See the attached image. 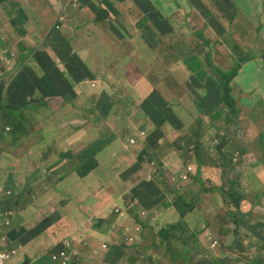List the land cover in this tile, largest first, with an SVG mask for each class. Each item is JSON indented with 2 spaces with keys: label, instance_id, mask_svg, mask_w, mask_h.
I'll return each instance as SVG.
<instances>
[{
  "label": "rangeland",
  "instance_id": "obj_1",
  "mask_svg": "<svg viewBox=\"0 0 264 264\" xmlns=\"http://www.w3.org/2000/svg\"><path fill=\"white\" fill-rule=\"evenodd\" d=\"M25 1L32 8L36 7L41 10L40 0ZM75 1L53 0L56 17L52 20L49 32L40 30L39 35L36 36L31 46L34 49V62L41 59L47 63L45 71L38 69L37 72L39 85L46 88L41 90L42 94L40 90L36 92V102L51 100V106L56 105L57 115L55 116V122L66 121L71 123L77 114L82 118L75 126L85 127L89 132L95 116L94 113L97 108L101 107L99 103H96L97 101L106 102L99 112L103 111L107 124H112L120 113L125 116L148 114L149 117L151 114V119H145L143 123L162 125L171 120L170 115L177 120L182 118L183 115L187 116L188 114L176 112L172 108V101L167 94L171 89V84L164 77L163 71L156 68L150 69L148 66L138 69L132 68L130 72H128L127 68H124L120 73L125 74L127 77L117 81L114 85L105 82L101 76H95V73L88 72L84 76L85 79H91L90 87H97L100 91H103V96H100V98L96 95L90 97L89 100H93L90 103H80L77 99L73 103L76 110L72 109L70 101L75 100L79 95L82 81L73 79L65 62L70 57L79 58V50L71 48L69 52L72 54L71 56L65 58L59 56L57 51L59 45L63 48L64 43L70 44L71 42H60L61 39H65L66 35L63 33V26L58 29L56 23L59 18L61 22H64V17L69 8L71 6L75 8L80 0H77L78 2ZM45 2L47 3L48 1L46 0ZM49 2L52 3L51 1ZM190 5L196 9V6H203L209 9L211 14L209 17L203 16L198 19L200 22L197 25L200 28L196 27L193 21L187 22L183 28L184 40L188 42L203 41L225 44L226 39L227 46L225 47L224 57L218 48L214 51L206 48L197 51L188 50L186 53L199 62L203 71L201 76H210V84L213 85L215 82H219L217 87L220 86L222 91L220 73L222 75L232 73L234 76L230 81L231 88L236 94L242 92V110H238L236 114L237 106L235 104H233V109L226 106L225 112L224 108L220 107L209 113L200 112L197 114L186 106V99L189 94H179V91H176L178 94L175 97L176 100L189 113L190 117L197 119V122L192 128L185 124L181 126V130L176 134V144L172 149V154L180 159V168L184 169H186L191 160L190 156L198 158L201 155V161L213 168V174L207 181L198 176L197 181H195V188L192 191H189L187 183L182 182L180 190L172 194V198L176 197L175 201L178 202V205L185 213L184 218L192 211H200L204 214L212 211L213 222L211 227L216 233L210 235L205 244L200 242L198 244V241L191 237L192 231L190 229L185 234L183 233L184 231L180 233V230L176 229L168 232L170 235L167 237L158 236L156 232L158 227L160 228L159 224L157 228H153V232L148 230L151 233L147 231L144 234L146 242H141L137 238L138 232L133 227V221L129 224V228L130 231L135 233L134 243L146 245L145 247H140L145 257H151L150 260L145 258V264H200L203 260L196 257L193 258L191 255V252L196 250V247H200L201 250L208 252L209 255L213 252L214 257H209V260L221 262L220 264H223L225 260L229 264H237L231 258L232 254L228 251L231 248L225 247L233 245L230 239H223L220 236L226 230L230 232L229 229H223L224 226H222L220 218L227 215L228 209L225 205H214L210 198V193L217 188H220L219 190H222V188L228 189L234 185V188L238 189L236 193L238 199L241 197L240 192H242V199L245 198L252 201L260 200L261 195L259 192L264 190V11L258 13L259 9L264 10V0H210L209 3L191 2ZM188 18L185 17V19ZM44 19V16L37 17V24L40 25ZM212 21L216 25L213 36L204 33ZM35 23L36 21H33V24ZM188 23L191 25V31L187 28L189 27ZM27 26H32V23L20 0H0V95L5 97L4 104H0V254L4 252L11 254V258L6 264H12L21 254L32 259L29 262H34L33 259L35 257L46 253L48 248L45 247V243L51 234L58 230L69 228L75 221L78 224L82 221L89 223L90 214H87L85 209L90 204L86 201L88 198L94 197L96 193L102 194L103 206L108 205L105 213L108 214L113 210V206L110 203L111 190L109 183L118 181L115 175L119 174L128 163L126 152L119 150L115 156H111V160L101 162L93 159L87 163H91L90 165H85L83 157L90 155L94 145L102 144L105 148L114 147L109 139L95 144L73 147L74 152L70 154L71 158H73L74 153H78L80 155L79 162L74 158L73 161L70 160L71 158H65L62 162L64 165L63 169L66 170L65 175L59 179L58 173H55L53 175L55 179H52L51 182L43 180V184H39L36 193L34 192L35 198L27 199L25 203L26 210H22L21 206L16 209L14 207L16 202L6 204L9 198L14 195V193L9 196L6 195L5 184L7 175L14 172L19 174L21 170L28 174V169H31L32 162L37 158L35 150L30 148L25 160L23 159L16 163L14 158H17V156H10L12 147L6 145V140L10 138L12 132H22L7 117L10 107H14L16 104H31L28 97L20 104L18 103L36 88L35 82L32 79L27 80L25 77L19 81L10 82L13 75L20 76L22 66L28 67L31 60L29 54L21 53V47L26 45L25 42L29 38ZM11 30H14L16 34H12ZM179 31L182 32L181 30ZM225 34H227V37ZM224 35L225 38H223ZM9 38L10 41H7ZM232 44L234 45L231 47ZM47 52L54 58L55 69L58 70L57 73L49 67ZM198 55H205L206 58H210L211 63L198 58ZM102 60L103 62L106 61L104 57H102ZM191 62L192 60L185 61L183 68L198 77V71L194 70ZM83 65L88 70V63L84 62ZM212 74L215 75V82H213ZM52 85L56 87V92L54 93L51 91ZM12 88H15L16 92L21 93V95L14 98L13 92H10ZM173 89L175 90V87ZM155 99L160 103H152ZM148 103L153 105L156 111H151V106ZM158 116L161 117L158 119ZM152 118H154V121ZM177 120H173V122ZM171 121L167 123L170 124ZM26 125L28 128H32L33 123L28 120ZM229 126L230 136L225 134V129ZM234 126L239 128L234 130ZM164 128L167 131L165 139H172L173 137L169 132L170 125L164 126ZM73 132L71 130L70 134ZM200 132L203 134L204 145L209 150L208 154L204 150L203 144L201 147H197L200 141L195 138V135ZM2 133H5V136L2 137ZM206 141L208 142L206 143ZM130 142L131 137H128L126 145L129 148L137 147ZM25 148L26 146L23 144L21 149L16 152V155L21 156ZM7 157L13 162L7 166L1 165ZM59 157L57 156L56 159L58 160ZM194 161L195 158L192 159V162ZM41 164L43 162H38L37 159L33 162L35 166ZM80 164H82L81 168L85 170L82 171L84 176L81 179H79V176L75 177L79 183H73L72 185L62 184L65 179L69 178V172L72 173L73 169ZM193 166L195 171H198V165L193 164ZM16 168H18V171L15 170ZM79 171L81 172V169ZM20 174L23 175L22 172ZM215 180L216 182H214ZM214 183L217 186H214ZM246 188L247 193L244 194L243 190ZM200 192H203L204 195L202 202L197 204L194 200V194L199 195ZM124 195L126 193H123ZM167 195L169 196L167 191H164L159 196V199ZM6 197L9 198L5 199ZM190 199L193 200V204L188 206L187 203ZM228 203L229 201H226V204ZM51 214H55L57 219L49 217ZM242 214L245 215L244 213L240 214V221H242ZM136 218L139 219L138 216ZM41 220L44 221L41 222ZM69 220L71 222L66 223ZM17 236L20 237V242L13 238ZM39 236L41 237L34 245L32 257L28 252V246ZM11 237L15 245L11 244ZM213 241L218 242V246L215 249H211ZM242 245L248 246L247 253L242 255V264H264V250L261 251L260 247L262 243H257L244 230H242ZM152 247L154 251L152 250L151 252ZM62 253H65L66 257H62ZM224 255H227L230 259L223 258L222 256ZM50 256L55 264L90 262L88 257L80 253L74 240L65 241L62 248L50 254ZM128 260L126 259L120 264H129ZM137 264L142 263L140 261Z\"/></svg>",
  "mask_w": 264,
  "mask_h": 264
},
{
  "label": "crops",
  "instance_id": "obj_2",
  "mask_svg": "<svg viewBox=\"0 0 264 264\" xmlns=\"http://www.w3.org/2000/svg\"><path fill=\"white\" fill-rule=\"evenodd\" d=\"M40 1L41 10L36 7L32 8L25 0H20L32 23V26H27L29 38L25 42L26 45L21 47V53L29 54L31 60L28 67L22 66L20 76L13 75L10 80V82H16L25 77L27 80L32 79L35 82L36 88L18 103L20 104L26 97H28V100L30 99L31 104L25 108L23 113L25 123L30 120L33 125L32 128H28L25 124L27 127H23L21 133L16 132L14 135H10V138L6 140V145L12 147L10 156H17V158H14L16 163L23 159L25 160V156L31 148L35 150L38 162H43L44 165L34 169L35 165H33V162L35 159L32 162L31 169H28V174L21 170L20 172L23 175L20 172L19 174L14 172V175L12 173L7 175L5 191L14 193L8 202H16L14 205L16 209L21 206L22 210H26L25 203L27 199L35 198L34 192L36 193L39 184H43V180L51 182L52 179H55L53 176L55 173H58L59 179L65 175L66 170L63 169L64 165L62 162L65 158H71L70 154L74 152L72 148L79 145L85 146L109 139L111 145L114 146L113 148H105L102 144L94 145L90 155L83 157L85 165L93 159L101 162L111 160V156H115L119 150L126 152L128 163L119 174L115 175L118 181L109 183L111 190L110 203L113 206V210L106 214L105 210L108 205L104 207L102 194L96 193L94 197L88 198L86 201L90 204L85 209L87 214H90L89 223L82 221L78 224L75 221L69 228L58 230L51 234L45 243V247L48 248L46 253L35 257L33 259L34 262H29L32 259L21 254L12 264H55L50 254L59 251L64 242L68 240H74L80 253L90 259L89 263L80 262L76 264H120L126 259H129V264H137L140 261L145 264V258L150 260L151 257H145L140 249L141 246L145 247V244L134 243L135 233L130 231L129 228V224L132 221L134 223L133 227L138 232L137 238L141 242H146L144 234L148 230L153 232V228H157L160 224V228L158 227L156 232L158 236L167 237L170 235L168 232L176 229L180 230V233L184 231L183 233L185 234L190 229L192 231L191 237L198 241V244L199 242L205 244L209 235L216 233L211 227L213 222L212 211L207 214L200 211H192L183 219L178 216L174 209L176 197L172 198V194L180 190V184L182 183L180 174L185 169L180 168L181 161L172 154V149L176 144V134L181 130V126L185 124L192 128L197 122V119L190 117L189 113L176 100L175 97L178 95L176 91H179V94H189L186 99V106L197 114L200 112L209 113L220 107H223L225 112L226 101L228 104L237 106L235 114L238 110H242V92L236 94L229 85L231 99L229 95L228 99H226L223 93H217L219 82L214 81L215 75L212 74L213 82H215L212 85L209 82L210 76H201L203 71L199 62L186 53L188 50L197 51L206 48L214 51L218 48L222 56H225L226 44L203 41L188 42L183 38V28L186 23L193 21L195 26L199 27L197 25L200 22L198 19L203 16L209 17L211 14L210 10L203 6H196L197 10L191 9L189 6L190 0H80L75 8L71 6L64 17V22H61L59 18L56 27L59 29L63 26V33L66 35L65 39H61L60 42H71L70 44L64 43L63 48L59 45L57 48L59 56L62 58L71 56L72 54L69 53L71 48L79 50V58L70 57L65 62L73 79L82 81L79 95L75 100L70 101L72 109L76 110L73 103L77 99L80 103H90L93 101L89 100L90 97L96 95L100 98V96H103V91H100L97 87H90L91 79H85L84 77L88 72L95 73V76H101L105 82L114 85L117 81L127 77L125 74L120 73L124 68H127L128 72H130L132 68L138 69L148 66L150 69L162 70L164 77L170 81L171 89L167 94L172 101V108L176 112L188 114L187 116L183 115L178 120L170 115L172 120H169L171 121L170 124L167 121V124L162 125L143 123L145 119H151V114L149 117L148 114L125 116L120 113L112 124H107L103 111L99 112L106 102L97 101L96 103H99L101 107L96 109L93 122L90 125V131L88 132L85 127L75 126L81 120V116L76 114L71 123L66 121L56 123V105L52 107L51 100L36 102V92L38 90L41 92V90L46 88L39 85L37 72L38 69L45 71L47 63L41 59L34 62V49L31 46L36 36L39 35L40 30L49 32L52 20L56 17L53 0H47V3L45 2L46 0ZM191 1L209 3L210 0ZM263 11V9H259L258 13ZM40 16H44L45 19L38 25L37 17L39 18ZM185 17L189 18L185 19ZM33 21H36V23L33 24ZM188 26V30L191 31L189 23ZM215 28L216 25L212 21L204 33L213 36ZM10 32L16 34L14 30ZM7 41H10V38ZM46 55L49 58L50 69L57 73L58 70L55 69L54 58L48 52ZM102 57L106 59L105 62H103ZM198 58L211 63L210 58H206L205 55H198ZM188 60H192L191 64L194 66V70L198 71V77L183 68V63ZM84 62L88 63V70L83 65ZM173 87H175V90ZM51 91L53 93L56 92L55 85L51 86ZM10 92H13L14 98L21 95V93L16 92L15 88H12ZM2 98L5 101V97L0 95V99ZM152 103L159 104L160 102L155 99ZM148 105L151 106V111H156L153 105L150 103ZM10 108L18 109L19 107ZM160 117L158 116L157 118L159 119ZM22 119L23 117L19 118V121H22ZM152 120L154 121V118ZM173 120L177 121L173 122ZM168 125H170L169 132L173 138L166 140L167 131L164 126ZM230 126L225 129V134L228 136H230ZM238 128L234 126V130ZM94 129L96 131L93 132ZM71 130L74 131L72 134H70ZM141 132L146 133L147 137L145 139L140 136ZM135 136H139L137 138V147L129 148L126 145V140L128 137ZM195 138L199 139L200 147L203 144L204 150L208 154L209 150L204 145L202 132L195 135ZM11 141H16V144L13 146ZM23 144L26 146L25 150L22 149L24 153L21 156L16 155V152L21 149ZM57 156H60L58 160L56 159ZM72 157L79 162L80 155L78 153H74ZM73 158L70 160L73 161ZM12 162L7 157L6 166ZM152 162L155 163L156 167H152ZM197 165L199 167L198 171H196L193 181L188 183L189 191L195 188V179L198 176L207 181L213 174V168L201 161V155L200 157L198 156ZM81 167L82 164L76 166L72 173L69 172V178L65 179L62 184L72 185L73 183H79L75 177L79 176V179H81L84 176L82 171L85 169ZM79 169H81V172ZM15 170L18 171V168ZM150 174H153V180L147 181L146 179ZM35 177L38 180H32ZM214 186L217 185L214 183ZM124 188L125 190L123 191ZM219 189L212 191L210 198L214 205H225L228 209L227 215L220 218L222 226H224L223 229L230 230V232L226 230L220 236L223 239H230L233 244L232 255L237 257V264H242V254L245 255L248 248V246L239 245V243H242V230L246 231L257 243L260 244L261 242V251L264 250V190L259 192L261 195L260 200L250 201L243 198L242 201L234 197V201L229 200V204H226L224 197L228 194L230 187L228 189ZM164 191H167L169 196L159 199V196ZM230 192L232 194V191ZM123 193H126V195L123 196ZM203 195V192H200L199 195L194 194V200L197 204L202 202ZM191 204H193L192 199L189 200L187 205L191 206ZM116 208H121L124 213L119 216L115 213ZM234 210L244 214L250 213L244 220V224L254 228L253 232L243 228L242 223H240L239 229L236 227L235 221L232 219ZM49 217L57 219L55 214H51ZM43 221L41 220V222ZM68 222L71 221H66V223ZM150 231L148 232L151 233ZM40 237L28 246V252L32 257L34 245ZM13 238L20 242L19 236ZM13 238L11 237V244L15 245ZM103 245L106 248H103ZM195 249L191 252V255L193 258L202 259L203 262H200V264L218 263L215 260H209V257H214L213 252L209 255L208 252L201 250L200 247ZM152 250L154 251L153 247L151 252ZM242 250L245 253H242Z\"/></svg>",
  "mask_w": 264,
  "mask_h": 264
},
{
  "label": "clouds",
  "instance_id": "obj_3",
  "mask_svg": "<svg viewBox=\"0 0 264 264\" xmlns=\"http://www.w3.org/2000/svg\"><path fill=\"white\" fill-rule=\"evenodd\" d=\"M75 2H78V1H75ZM80 2V1H79ZM79 2H78V4H79ZM191 2H194V1H189V6H190V8L191 9H196L195 7H193V6H191L190 5V3ZM197 10V9H196ZM233 55V54H232ZM222 89V88H221ZM217 93H223V89H222V91L220 90V86L219 87H217ZM224 94V93H223ZM0 104H2L3 102H4V100H2V99H0ZM4 104V103H3ZM26 105H29V104H27V103H24V104H22V105H17L19 108L18 109H10V111H15V112H17V122H16V125H15V127L18 129V130H21L22 131V128L23 127H25V119H24V110H25V106ZM16 106V105H15ZM14 106V107H15ZM16 106V107H17ZM226 106H228L229 108H232L233 109V104H228V105H225V107ZM21 108V109H20ZM20 109V110H19ZM235 115V114H234ZM21 117H23V119H22V121H19V118H21ZM16 132H12L10 135H14ZM3 136H5V133H2V137ZM143 139H145L147 136H146V133L145 132H141V135H140ZM137 138H139V136H135V137H131V144L132 145H137L138 144V140H137ZM197 147H200V144H199V146H197ZM195 158V161L194 162H192V159H194ZM6 159L7 158H5V162H2L1 163V165H6ZM190 161H189V164L187 165V167H186V169H185V171L184 172H182L181 174H180V181L181 182H185V183H191L192 181H193V178L195 177V175H196V171H195V169H194V166H193V164H195V165H197V163H198V158H196V157H194V156H190ZM151 165H152V167H156V165H155V163L154 162H152L151 163ZM192 168V171L189 173L188 172V169L189 168ZM37 169V168H36ZM184 177H187L188 178V180L186 179V180H184ZM147 181H151V180H153V174H150L148 177H147V179H146ZM195 181H197V179H195ZM240 186V185H239ZM246 190H247V188L245 189V190H243V192H244V194H246ZM230 191H232V194H231V192ZM237 191H238V189L237 188H234V185L233 186H231L230 187V190H229V192H228V194H226L225 195V201H229V200H231V201H234V197L235 198H237V196H236V193H237ZM13 193H10V192H8V193H6V195H12ZM240 196H242V193L240 192ZM239 200H242L243 201V199H241V197L239 198ZM176 203H178L177 201H175L174 202V205L176 204ZM229 204V203H228ZM236 209V208H235ZM238 209V208H237ZM115 213H117L119 216L120 215H122L123 213H124V211L121 209V208H116L115 209ZM242 212H240V211H237V210H234V213L232 214L233 216H235V218H236V220L237 221H240V214H241ZM250 215V213H246L245 215H243L242 214V220H243V218H244V216H249ZM179 216V215H178ZM180 217V216H179ZM246 217V218H247ZM245 218V219H246ZM240 222H242V221H240ZM240 222H238L239 224H240ZM241 225V224H240ZM210 236V235H209ZM241 246H242V243H239ZM86 246V245H85ZM218 246V242L217 241H213V243H212V245H211V249H215L216 247ZM225 247H227V248H231V250L233 249V245H230V246H225ZM104 248V247H103ZM231 250H228L229 251V253H231L232 254V252H231ZM243 253H245V251H243ZM246 254V253H245ZM242 255H244V254H242ZM225 256V257H224ZM224 256H222V257H224L225 259H230V258H228V256L227 255H224ZM231 258L232 259H234L235 261L237 260V257L236 256H233V255H231ZM242 258V257H241ZM219 263V262H218ZM217 263V264H218ZM226 263H228L229 264V262H226V260H225V262H223V264H226Z\"/></svg>",
  "mask_w": 264,
  "mask_h": 264
},
{
  "label": "trees",
  "instance_id": "obj_4",
  "mask_svg": "<svg viewBox=\"0 0 264 264\" xmlns=\"http://www.w3.org/2000/svg\"><path fill=\"white\" fill-rule=\"evenodd\" d=\"M226 35V37H227V34H225ZM225 35L223 36V38H225ZM225 41L227 42V40L225 39ZM224 41V42H225ZM226 42H225V44H226ZM234 44H232L231 45V47L233 46ZM227 46V45H226ZM230 47V48H231ZM233 76H234V74H229V75H222L221 73H220V78H221V80H222V82H221V86H222V89H223V93H224V97L226 98V99H228V95H229V85H230V81H231V79L233 78ZM243 95H244V93H243ZM229 98L231 99V96L229 95ZM226 104L225 105H228V102L226 101L225 102ZM2 105H3V103H2ZM28 105H26L25 107H27ZM14 110V109H13ZM9 111V114H8V116L7 117H9V119H10V121H11V123L13 124V125H16V122H17V112H15V111ZM24 115V114H23ZM12 142V144H13V146L16 144V141H11ZM44 164H41V165H39V166H35L34 167V169H36V168H38V167H41V166H43ZM32 180H38V178L37 177H35V178H32ZM7 198H9V197H6L5 199H7ZM8 204H9V202H7ZM174 209H175V211H176V213L180 216V218H184L185 217V213L182 211V209L180 208V206L178 205V203H176L175 205H174ZM247 216H244V218H243V220H242V222H240V223H242V227L243 228H246L248 231H250V232H253L254 231V228H252V227H250V226H248V225H245L244 224V220H245V218H246ZM232 219L235 221V225H236V227L239 229L240 228V224L237 222V220H236V218H235V216H233L232 215ZM243 251L244 250H242V253H243Z\"/></svg>",
  "mask_w": 264,
  "mask_h": 264
},
{
  "label": "built area",
  "instance_id": "obj_5",
  "mask_svg": "<svg viewBox=\"0 0 264 264\" xmlns=\"http://www.w3.org/2000/svg\"><path fill=\"white\" fill-rule=\"evenodd\" d=\"M77 1V0H76ZM192 171V168L190 167L188 169V172L190 173ZM188 180L187 177H184V180ZM104 248H106L105 245H103ZM62 257H66L65 253H62ZM11 258V254L4 252L3 254H0V264H6V262Z\"/></svg>",
  "mask_w": 264,
  "mask_h": 264
}]
</instances>
